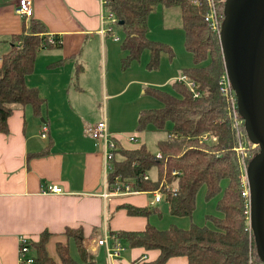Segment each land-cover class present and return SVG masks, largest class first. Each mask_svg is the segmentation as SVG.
<instances>
[{"label":"crops","instance_id":"0c3cea01","mask_svg":"<svg viewBox=\"0 0 264 264\" xmlns=\"http://www.w3.org/2000/svg\"><path fill=\"white\" fill-rule=\"evenodd\" d=\"M224 2L220 5V27L225 19ZM15 4L16 0H0V57L9 50L10 38L28 30L32 21L42 28L40 34H51L59 43L39 49L31 72L24 78L25 85L35 88L42 99L38 112L29 105L13 106L6 120L7 132H0V264H19V238L36 242L42 233L48 234L47 256L60 264L55 244L67 243L70 248L72 243L75 248L64 233L67 227L80 228L81 246L93 257L94 264L151 262L158 256L156 249L127 247L120 240L124 247L120 256L107 263L103 246L93 244L94 238L106 233L141 231L146 224L156 227L148 215L152 209L161 217L154 205L166 201L163 198L149 205L150 199L145 196L149 190L103 198L102 143L85 130L104 117L117 148L132 150L145 145L143 132L133 129H137V115L141 110L159 108L161 103L152 106L153 101L143 96L144 87L173 95L172 86V92L162 88L181 75V67L164 71L158 65L149 70L145 67L149 59L146 49L122 67L121 58L126 54L120 48L121 41L99 33L98 0H32V16L27 21L15 14ZM161 7L160 18H167L173 6ZM164 27L167 33L174 30V26ZM41 125L47 128L44 138L40 136ZM148 127L156 142L163 138L161 130L151 125L146 130ZM128 135L139 141H129ZM114 156L117 161L122 159L119 153ZM48 184L57 185L60 192H46ZM125 205L145 208L149 213L129 215ZM174 217L170 215L171 220ZM169 225L177 226L172 222ZM69 254L78 261V255L74 257L70 249ZM185 263L186 257L179 255L163 264Z\"/></svg>","mask_w":264,"mask_h":264},{"label":"trees","instance_id":"16d2710c","mask_svg":"<svg viewBox=\"0 0 264 264\" xmlns=\"http://www.w3.org/2000/svg\"><path fill=\"white\" fill-rule=\"evenodd\" d=\"M223 0H214L218 14ZM160 4L163 7L176 6L180 10V23L183 31L184 47L191 53L192 64L181 70V74L193 80L200 96L193 98L186 86L174 80L173 95L152 87L145 92L160 101L159 108L139 111L137 129L143 131L147 125L156 131H164V136L156 142L160 158L154 157L145 145L126 150L115 148L113 154L122 155L121 160H111L107 172V182L111 184L115 176L122 182H132L133 190L151 191L158 188L162 180L175 182L174 195L166 194L168 210L173 215L189 216L192 212L194 193L204 185L207 196L220 191L215 208L221 213L212 219L213 227L198 226L192 223L188 228L169 225L163 230L146 224L141 231L111 233L123 240L127 247L140 246L145 250L156 249L158 256L143 264H163L169 257L183 255L185 264H261L254 250L253 236L248 228L244 213V200L239 193V164L232 150L235 143L231 122L226 115L225 99L219 94L217 78L224 69L220 38L211 32L203 16L206 0H108L107 10L114 14L123 36L120 48L125 51L121 66L137 59L143 49L149 53L145 67L155 70L158 67L160 52L171 55L169 47L146 37V18L152 9ZM221 15V14H220ZM118 21L121 23L118 24ZM42 28L32 21L28 30L14 34L10 38V48L1 54L0 59V132L6 133V120L15 105H29L34 113L42 102L36 89L28 87L24 78L33 66L34 55L43 47L53 46L46 42ZM56 38V37H55ZM170 128L166 129V124ZM210 131L217 136L215 144H198L194 136ZM175 134L173 138L166 134ZM155 171L153 177L149 171ZM177 170L171 175V170ZM146 173L148 178L142 179ZM225 185L220 189V180ZM129 215H146L145 208L124 206ZM65 235L74 242L76 254L88 264H94L93 257L81 246V230L65 228ZM47 233H42L36 242L27 241L28 255L32 264H57L47 256L45 241ZM55 252L60 264H80L69 254L67 243L57 242ZM24 264V263H22Z\"/></svg>","mask_w":264,"mask_h":264},{"label":"water","instance_id":"95a60500","mask_svg":"<svg viewBox=\"0 0 264 264\" xmlns=\"http://www.w3.org/2000/svg\"><path fill=\"white\" fill-rule=\"evenodd\" d=\"M223 8L222 65L236 96L245 136L256 147L246 167L248 221L254 250L264 264V0H225ZM253 175L257 187L249 182Z\"/></svg>","mask_w":264,"mask_h":264},{"label":"built area","instance_id":"2783aa9c","mask_svg":"<svg viewBox=\"0 0 264 264\" xmlns=\"http://www.w3.org/2000/svg\"><path fill=\"white\" fill-rule=\"evenodd\" d=\"M107 2L108 0H98L99 3V33L111 35L113 32V25L116 23V18L114 14L107 10ZM206 11L203 16V20L207 23L211 32L216 33L219 36L220 31V17L221 15L218 14V10L216 8L214 0H206ZM14 12L16 15L20 16L23 21H27L32 16V0H16V4L14 7ZM113 40L116 39V36H112ZM46 42L49 45L56 46L59 41L53 35L48 34L46 36ZM217 86L218 92L221 94L225 99V108H226V115L229 119L230 128L233 130L235 136V143L232 146V150L236 156L237 164H239V184L240 189L239 193L244 200V213H245V220L247 221L248 228H249V191H248V180L246 178V167H247V160L254 154L256 151L255 144L250 142L245 136L244 131V122L242 121L238 109L236 107V96L233 93L231 85L229 83V79H227L226 73L223 69L221 74L217 78ZM176 81L182 82L190 94H192L193 98L199 97L201 94L196 87V84L193 80L186 78L184 75H179L176 78ZM41 132L40 136L44 138L46 136L47 128L45 125H41ZM87 135H90L92 138L101 140L102 143V169H103V191L101 196L105 198L106 196L110 195H120V194H130L134 192H139L133 190V183L132 182H122L120 181L118 176H115L113 182L109 184L107 182V172L110 170L111 160L114 157L112 150H114L116 146V142L112 140L109 136V132L105 123L104 117L93 124H89L85 130ZM168 137L173 138L175 134L168 133L166 134ZM195 140L198 144H215L217 143V136H215L210 131H203L202 133L197 134L194 136ZM127 139L129 141L136 140L134 136H128ZM160 153L157 151L154 154V157L160 158ZM171 175H176L177 170L172 169ZM142 179H147L148 176L146 173L141 174ZM46 192H60V188L54 184H48L45 189ZM176 192V184L175 182H167L162 180L159 184L158 188L151 190L150 194L152 199L148 201L149 205H153L155 203L160 202L163 198H165L166 194L174 195ZM250 229V228H249ZM109 239L111 242H109ZM27 239L23 236L19 238V246H18V261L19 264H32L33 257L28 255V245ZM94 245L103 246L104 255L106 257L107 263H110L115 258L120 256V252L124 248L123 245L120 243L113 234L106 233L101 237L94 238ZM86 245V244H85Z\"/></svg>","mask_w":264,"mask_h":264},{"label":"rangeland","instance_id":"374dc122","mask_svg":"<svg viewBox=\"0 0 264 264\" xmlns=\"http://www.w3.org/2000/svg\"><path fill=\"white\" fill-rule=\"evenodd\" d=\"M160 8L161 5L157 4L155 6V9L152 10L147 19H146V24H147V29L148 32L146 33V37L152 41H159L160 43L166 45L169 47L170 51L172 52L171 55H168V53L166 52H160L161 56H159V61L160 64L158 62L159 67L161 68V70L164 71H169L172 68H176V66H180L181 68L178 71V74L181 73V70L184 69L183 65L189 63L192 61L191 55L189 54V52L185 49L184 47V38H183V31L181 29V23H180V13H179V9L175 6L170 7V9L167 11L168 16L167 18H165L164 16H162L160 18ZM161 20H165L164 23H162ZM168 25L169 27L174 26V30L171 32H165L164 29V25ZM163 25V26H162ZM113 32L111 35L108 34V38L110 40L112 39V36H116L117 40H119V42L121 41L120 39L123 36V32L121 30V27L117 24L114 23L113 25ZM164 27V28H163ZM170 29V28H169ZM151 37L157 38V39H151ZM161 57V58H160ZM165 57V58H162ZM158 67V66H157ZM264 81L262 80L261 83H263ZM173 81H171L167 87L162 88L166 91H171V86H172ZM146 87V86H145ZM144 87V89H146ZM141 92V91H140ZM143 96H145V99H151L153 101L152 106H155L157 104L160 105V102L153 98L152 96H150L148 93H144ZM166 125V129L170 128V124L165 123ZM136 127H134L133 129L136 130L137 132L140 131L138 129H135ZM149 130H144L142 131L144 136V144L146 146V148L154 154V152L156 151V139H154L153 134L151 133V129L152 128H147ZM133 130V131H134ZM164 134V131H160L159 133ZM160 134H158L160 136ZM128 136H132V135H128ZM127 136V137H128ZM138 138H136V140L133 141H137ZM132 141V142H133ZM139 141V139H138ZM131 142V143H132ZM149 176L153 177V169L151 171H149ZM225 179H221L220 180V189L221 187L223 188V186L225 185ZM249 182L250 184H252V186L257 187V178L256 176H251L249 177ZM194 201H193V207H192V212L189 216L186 215H174L176 217H174V219H170V213L167 210V205L166 202H161L158 204H155L154 206L158 208L161 217L158 214L157 210H152L148 215V218L150 220V222H152L153 224L156 225L157 228L159 229H164V227H166L167 225H169V223H175L177 226H181L182 228H187L189 226L192 225V223H194L195 225L198 226H208V227H213V222L212 219L214 217L220 216V212L217 210V208H215L216 202L220 197V191H218L217 193H215L214 195H210L207 196L205 194V187L204 185H200L195 193H194ZM148 199H152L151 194H147L145 195ZM253 203L254 201H252V207H253ZM158 205V206H157ZM152 206V207H154ZM253 211H254V207H253ZM173 215V214H172ZM70 252L72 253V255L74 257H76L77 255H75L76 253H74L75 248L73 247V244H70ZM77 260L79 263L82 262V260L77 257Z\"/></svg>","mask_w":264,"mask_h":264}]
</instances>
